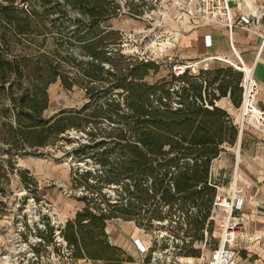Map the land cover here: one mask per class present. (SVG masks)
Instances as JSON below:
<instances>
[{"label":"trees","instance_id":"trees-1","mask_svg":"<svg viewBox=\"0 0 264 264\" xmlns=\"http://www.w3.org/2000/svg\"><path fill=\"white\" fill-rule=\"evenodd\" d=\"M120 9L116 0H0V100L8 101L0 114L15 122L6 123L3 142L14 149L39 148L71 129L82 133L69 154L92 165L72 172L73 187L85 192L79 197L84 207L59 230L76 259L108 264H122L127 255L106 233L114 219L141 228L181 219L183 213L185 237L204 241L205 229L213 233L214 223L207 224L216 196L209 185L212 165L227 147L237 145L240 132L217 103L229 98L238 108L243 92V75L230 66L148 81L161 63L123 55L110 39L118 33L101 29ZM51 29L66 38L62 61L59 45L55 56H40L35 67L29 58L9 59L12 39ZM57 79L65 89L83 85L87 103L47 119L48 88ZM106 189H114L115 201ZM4 194L0 188V213ZM53 234L51 228L48 243ZM184 249L200 253L186 243Z\"/></svg>","mask_w":264,"mask_h":264},{"label":"rangeland","instance_id":"rangeland-1","mask_svg":"<svg viewBox=\"0 0 264 264\" xmlns=\"http://www.w3.org/2000/svg\"><path fill=\"white\" fill-rule=\"evenodd\" d=\"M116 2L121 9L114 17L101 24V29L118 33L115 37H110L115 42L112 47H117L126 56L150 58L161 63L160 72L147 77L148 81L169 78L171 73L174 74V67L183 65L175 43L167 40L171 37L170 31L176 26L173 19L156 14L145 17V5L133 7L129 0L124 3L127 11L124 12L120 1ZM128 9L139 17L130 14ZM73 14L80 16L79 11H74ZM51 30L53 32H45L43 35L37 32V35H21L12 39L9 59L29 58V66L35 67V60L40 56H55V48L59 45L62 56L58 59L62 61L65 56L64 47L67 46L66 38L56 30ZM2 31L3 29H0V34ZM80 59L84 57L80 56ZM48 96L49 106L43 113L47 119L64 111L80 110L87 103L83 85L76 84L72 89H65L60 79L50 84ZM7 103L5 99L0 100V110ZM9 121L15 124L13 116L6 118L0 114V188L5 193L1 196L5 206L0 213V255L5 252L28 250L39 238L47 242L45 237L50 235L51 228L55 231L57 226L63 227L67 220L74 218L76 212L84 207V202L80 201L79 197L85 192L73 187L72 172L78 168L92 169L91 164L78 163L69 154L79 145L81 132L71 129L61 135L57 142L46 147L30 148L24 145L23 149H14L11 144L3 142L7 132L6 123ZM3 169H7L6 175L3 174ZM227 171H232L230 164L227 165ZM21 172L25 174L22 175ZM105 192L113 201L117 199L114 189H106ZM217 216L214 231L207 238L212 246L216 241L219 245L221 241L222 216L220 213ZM107 227L113 244L127 253L134 251L132 239L140 235L136 229L140 227L122 219L109 221ZM40 232L44 235L41 236ZM160 232L164 234L165 230Z\"/></svg>","mask_w":264,"mask_h":264},{"label":"built area","instance_id":"built-area-1","mask_svg":"<svg viewBox=\"0 0 264 264\" xmlns=\"http://www.w3.org/2000/svg\"><path fill=\"white\" fill-rule=\"evenodd\" d=\"M119 1L123 11L127 12L124 5L127 0ZM129 1L133 7L145 5L148 10L143 13L145 17L156 14L173 19L175 25H188L193 29L203 25L226 29L237 58V64H230L243 75L241 83L242 101L238 109L239 131L243 132L244 129L251 126L264 133V108L258 104L260 84L255 77L254 68L248 67L243 62L233 46V33L237 30L245 31L260 37L257 58L262 54L264 49V0ZM128 11L130 12L129 9ZM130 14L139 17L131 12ZM167 40L172 43L175 39L172 36ZM206 42L211 46L208 37H206ZM187 70H190L192 74L199 72L197 64H190L174 67V74L179 76ZM235 178L227 188L221 186L213 176L209 179V185L216 188V196L207 224L217 222L218 213L222 216L220 220L221 241L217 247L214 248L208 243L209 232L207 229L204 230V241H193L192 237H185V230L188 226L184 220L185 215L181 213V219L152 221L150 226L145 224L139 229L136 228L140 235L132 239L134 251L124 255L125 261L122 264H238V254L233 244L239 237L238 231L242 229L244 223L242 216L244 198H242V190L238 187ZM163 210L165 213L168 212L169 206H165ZM178 221H180L179 225ZM180 227H182L181 232L176 235L174 231ZM60 228L59 226L56 227L53 241L48 245L43 238H39L35 245H30L28 250L1 254V264H108L104 261L76 259L72 249L61 236ZM162 229L165 230L164 234L160 232ZM106 233L113 244L108 227ZM185 243L190 245L191 249L199 250V255L188 254L187 250L184 249ZM207 250L210 251L209 254H207ZM129 257L130 259H128Z\"/></svg>","mask_w":264,"mask_h":264},{"label":"crops","instance_id":"crops-1","mask_svg":"<svg viewBox=\"0 0 264 264\" xmlns=\"http://www.w3.org/2000/svg\"><path fill=\"white\" fill-rule=\"evenodd\" d=\"M170 32L183 65L197 64L199 71L210 70L218 64L229 65L236 70L230 64H237V58L226 29L209 25L195 29L188 25H176ZM206 37L210 39L211 46L206 42ZM233 46L243 62L254 68L260 84L258 104L264 108V49L257 58L260 37L237 30L233 33ZM217 105L231 115L235 124H239V107H234L229 98H223ZM239 135L241 138L240 141L238 138L237 145L227 147L213 162L212 176L225 188L236 177L237 185L242 190L244 223L233 244L238 254L237 263L264 264V133L248 126ZM228 164L232 171H227Z\"/></svg>","mask_w":264,"mask_h":264},{"label":"water","instance_id":"water-1","mask_svg":"<svg viewBox=\"0 0 264 264\" xmlns=\"http://www.w3.org/2000/svg\"><path fill=\"white\" fill-rule=\"evenodd\" d=\"M241 135H239V141H240Z\"/></svg>","mask_w":264,"mask_h":264},{"label":"bare ground","instance_id":"bare-ground-1","mask_svg":"<svg viewBox=\"0 0 264 264\" xmlns=\"http://www.w3.org/2000/svg\"><path fill=\"white\" fill-rule=\"evenodd\" d=\"M1 262V261H0Z\"/></svg>","mask_w":264,"mask_h":264}]
</instances>
